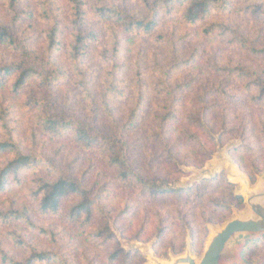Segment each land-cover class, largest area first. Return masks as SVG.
<instances>
[{"label":"rangeland","instance_id":"rangeland-1","mask_svg":"<svg viewBox=\"0 0 264 264\" xmlns=\"http://www.w3.org/2000/svg\"><path fill=\"white\" fill-rule=\"evenodd\" d=\"M35 1L20 0L19 16L15 25H9L18 48L0 42V66L23 61V46L33 55L47 53L44 31L51 23L40 16ZM49 1L61 43L51 59L65 73L50 89L44 86L46 91L33 78L18 96L12 93L14 77L0 75L5 83L0 88V109L5 111L0 142L12 139L17 151L50 161L11 175L0 193L1 213L23 215L18 220L0 217V264H12L9 259L19 262L30 249L53 255L51 261L33 264H173L187 254L200 261L215 232L235 218L250 216L245 186L264 188V107L248 99L245 86L252 77L236 70L264 78V53L251 51L264 49V21L240 15L231 2L224 11L215 9L196 25H186L181 12L188 0H180L172 12H160L156 34H165L174 44L162 43L152 35L129 38L118 24L104 21L94 11L101 1L119 5L129 1L131 9H140L139 0H82L89 17L87 31L96 38L80 59L85 82L98 97L112 70L117 85L115 93L107 92L110 111L103 107L93 117L78 85L81 78L69 61L74 3ZM6 8L0 5V14L12 23L13 14L8 15ZM212 22L243 33L247 47L220 31L206 35L203 29ZM112 29L122 37L117 62L103 58L114 47ZM27 59L37 69L49 68ZM140 92L141 105L129 125ZM37 99L42 100L36 107ZM166 109L173 116L161 124ZM61 113L96 124L100 137L122 134L135 179L119 180L100 153L86 152L69 138L71 131L44 132L39 118ZM191 134L198 136L203 148ZM14 156V151L3 154L0 164ZM69 163L92 201L90 217H70L78 196L66 199L57 214L40 210L35 196L38 181L51 180L57 174L52 169H66ZM160 188L169 192L157 195ZM119 249L120 258L112 263L109 256ZM221 264H264V233L234 238Z\"/></svg>","mask_w":264,"mask_h":264},{"label":"trees","instance_id":"trees-1","mask_svg":"<svg viewBox=\"0 0 264 264\" xmlns=\"http://www.w3.org/2000/svg\"><path fill=\"white\" fill-rule=\"evenodd\" d=\"M126 1V0H124ZM74 3V17L72 21V34H71V44L69 52V61L71 64V69L76 73L78 77L81 78V82L78 85L82 88L84 95L89 101L90 113L92 116L97 117V111L100 109L108 110L109 109V96L107 94L110 92L115 93L117 90L116 82L114 81V73L112 70L109 71L108 75H111L108 83L105 85V89L99 91V96L95 97L93 92L89 89L87 76L82 70L81 57L85 54V50L88 47L89 43L96 40L94 33L87 31V24L89 22L88 14L84 9V2L82 0H72ZM127 2V1H126ZM122 5L112 3H103L98 2L94 7V11L98 17L102 18L104 21H110L115 24H118L122 31L127 33L129 38H136L139 35L151 36L154 38L155 42H171L174 44L173 40L165 39V34L158 33V17L160 12L166 10L167 12H172V7L174 3H181L180 0H139L140 9L132 7V2ZM136 2V1H134ZM231 2L235 3V10L240 15L252 16L256 20L264 21V1L260 0H188L181 12V20L186 25H196L197 23L208 18L213 10H225L227 9ZM20 0H0V5L7 6L6 11L8 10L9 14H13L11 22H6L3 20L2 15L0 14V42L6 43L8 45H14L17 49L18 46L15 45V37L12 35L11 28L9 25H15V21L19 16V7ZM35 3L38 5L40 10V16L44 20H48L51 23L49 30H45V36L48 39V51L43 57L33 55L30 53L24 46L22 47V55L25 57L23 61L12 64H5L0 66V75L2 76H12L14 77V83L12 86V93L15 96H18L25 88L29 80L39 79L42 83V87H47L50 89L52 84L58 82L60 75L64 74L65 71L51 59L53 51L59 49L61 45L58 40V25L57 22L51 19L52 15V2L49 0H36ZM47 3V5H45ZM138 3V0H137ZM42 11V12H41ZM10 30V31H9ZM206 35L213 34L216 31H220L221 35H230L232 41H237L243 47H247V38L241 32L231 29L228 25L221 23H210L204 29ZM114 47L111 48L110 54H103V58L109 62H117L119 60V51L122 45V37L118 36L115 30L112 29ZM253 54L259 55L264 53V49H257L256 47H251ZM41 62L40 65L44 67H49L46 71L37 69L34 66L30 65L28 59ZM108 62V63H109ZM220 68V67H216ZM221 70V69H220ZM223 70V69H222ZM240 76L246 73L245 76L252 77L251 81L245 86L248 99L252 104L258 107H264V78L252 74L251 76L244 69H236ZM5 83L0 82V88L3 87ZM77 85V84H76ZM46 91V89L42 90ZM112 93V94H113ZM142 93L138 95L135 103V107L131 110L129 125L133 124L136 119L137 112L141 105ZM42 99H37L34 104L36 107L40 104ZM102 102V106L101 103ZM38 104V105H37ZM110 111V109H109ZM5 111L0 109V121L4 119ZM173 113L171 110L166 109L161 117V124L167 122L171 119ZM40 125L42 130L49 135H57L60 131H71L69 138L72 141L80 145V148L87 150L89 153H100L107 162L108 167L115 176L126 183L132 182L135 178L133 175L132 164L129 163L128 157L126 156V143L122 138V134H112L99 136V133L92 125L91 122L86 120L80 121L74 117L66 116L65 113L59 115H48L44 118H39ZM203 125H199V128H202ZM4 128L9 129L7 124L4 123ZM9 131V130H8ZM204 131V130H202ZM118 133V132H117ZM191 139L199 148H203L202 142L198 139V136L191 134ZM14 151L15 156L11 157L5 161H2L0 164V193L5 191L8 184V178L11 175L17 174L19 171L34 166L40 162L47 163L49 165V160H41L30 154H25L17 151L15 143L12 139L4 140L0 142V156L3 154H9ZM47 169L49 170V166ZM51 170V169H50ZM49 170V171H50ZM55 171L51 180H39V188L35 192L40 205V210L43 213L47 214H57L63 206V202L70 197H80V201L71 208L70 217L79 218L83 215L87 217L91 216L92 213V201L86 196L87 192L84 189L83 185L78 178L73 174V163H69L66 169H52L51 172ZM148 187L143 186V191L147 190ZM169 192V190L162 191V189L157 190V195L164 194ZM0 217L5 219L11 218L18 220L23 218V215H19V212L7 211L4 213L0 212ZM25 217V216H24ZM20 244H24L20 242ZM122 253V250H118L110 254V261L116 262L119 260V255ZM53 255L50 252L46 251H34L30 249V253L26 255L21 261L14 262V260L9 259V262L12 264H33L35 262L51 261Z\"/></svg>","mask_w":264,"mask_h":264},{"label":"water","instance_id":"water-1","mask_svg":"<svg viewBox=\"0 0 264 264\" xmlns=\"http://www.w3.org/2000/svg\"><path fill=\"white\" fill-rule=\"evenodd\" d=\"M246 203L250 209L249 217H238L215 232L203 253L200 261H196L189 254L179 258L173 264H221L228 244L239 235H258L264 233V188L249 190L244 188Z\"/></svg>","mask_w":264,"mask_h":264}]
</instances>
